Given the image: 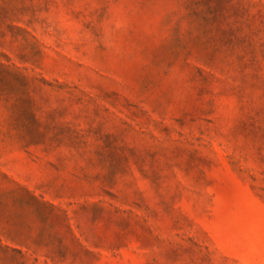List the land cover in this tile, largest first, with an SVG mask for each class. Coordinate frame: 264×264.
Returning <instances> with one entry per match:
<instances>
[{
    "label": "rangeland",
    "instance_id": "1",
    "mask_svg": "<svg viewBox=\"0 0 264 264\" xmlns=\"http://www.w3.org/2000/svg\"><path fill=\"white\" fill-rule=\"evenodd\" d=\"M0 264H264V0H0Z\"/></svg>",
    "mask_w": 264,
    "mask_h": 264
}]
</instances>
